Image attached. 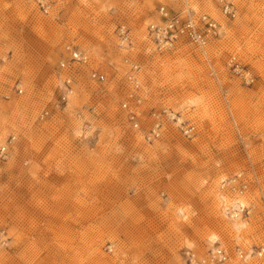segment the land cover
Masks as SVG:
<instances>
[{"label": "rangeland", "instance_id": "374dc122", "mask_svg": "<svg viewBox=\"0 0 264 264\" xmlns=\"http://www.w3.org/2000/svg\"><path fill=\"white\" fill-rule=\"evenodd\" d=\"M48 1L43 13L35 0H0V145L15 136L0 158V264H188V251L202 257L215 245L231 252L221 264H264L255 254L264 246V0H229L234 18L215 0ZM186 2L217 18L219 40L205 55L157 52L147 25L158 5ZM68 42L90 62L56 106ZM232 54L253 83L227 67ZM125 58L138 64L140 102L129 101L138 129L121 106ZM89 68L106 80L89 81ZM162 109L175 118L148 140ZM187 123L191 136L180 130ZM239 170L250 186L238 200L251 211L231 219L220 184Z\"/></svg>", "mask_w": 264, "mask_h": 264}, {"label": "built area", "instance_id": "2783aa9c", "mask_svg": "<svg viewBox=\"0 0 264 264\" xmlns=\"http://www.w3.org/2000/svg\"><path fill=\"white\" fill-rule=\"evenodd\" d=\"M36 4L43 13H48L50 2L48 0H35ZM187 1V0H185ZM220 14L228 18L236 16V9L229 0H215ZM221 24L217 18L211 13L195 9L187 2L183 4L181 10H171L166 4L160 3L157 7V18L147 25V36L154 50L157 52H168L179 49L182 46H190L198 50L203 55L206 54L208 48L220 38ZM119 35L121 40L126 41V29L120 26ZM90 62V53L84 48L75 46L72 43H66L62 49V57L57 62L58 78L61 84V92L59 94L56 106L66 103L75 92L76 78L75 72L80 67H84ZM124 63L128 66L126 80L130 85L128 98L122 102L121 106L127 110V118L133 128L138 129L139 123L137 119V111L129 107V101L134 104L140 102V96L136 91L140 88V81L137 75V62L125 58ZM227 67L242 82L251 84L255 80V75L249 67L241 64L237 57L232 54L226 60ZM213 73V70H211ZM89 81L102 83L106 80V75L100 70L89 68L86 72ZM18 93L21 88L16 87ZM48 114L47 110L41 113V117ZM152 124L145 134L148 140L158 137L161 134L164 119L174 120L175 115L168 112L167 109L161 111H153L151 113ZM181 132L186 136H191L195 130L192 123L180 126ZM14 135L9 136L0 145V158L4 159L9 154V148L14 140ZM250 186L249 178L244 170H239L221 181L220 188L225 193L233 197L232 202L226 207L227 214L231 219L240 217L242 214H248L251 211L250 206L241 204L238 200L239 196L244 195ZM260 202L264 206V196H260ZM255 254L264 256V246L259 247ZM235 255L244 259L246 253L243 249L237 248ZM231 252L221 245H215L210 248L202 257H197L193 252H187L188 264H221L229 260Z\"/></svg>", "mask_w": 264, "mask_h": 264}]
</instances>
